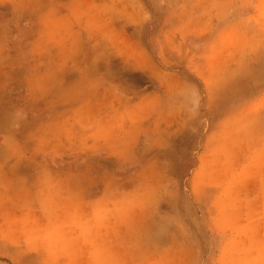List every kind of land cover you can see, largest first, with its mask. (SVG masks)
Here are the masks:
<instances>
[{"label": "rangeland", "instance_id": "374dc122", "mask_svg": "<svg viewBox=\"0 0 264 264\" xmlns=\"http://www.w3.org/2000/svg\"><path fill=\"white\" fill-rule=\"evenodd\" d=\"M0 264H264V0H0Z\"/></svg>", "mask_w": 264, "mask_h": 264}, {"label": "bare ground", "instance_id": "6f19581e", "mask_svg": "<svg viewBox=\"0 0 264 264\" xmlns=\"http://www.w3.org/2000/svg\"><path fill=\"white\" fill-rule=\"evenodd\" d=\"M232 232V231H231ZM150 237V236H149ZM168 245H174V241L171 240V241H168ZM150 246V245H149ZM167 247V246H166ZM27 260V259H26Z\"/></svg>", "mask_w": 264, "mask_h": 264}]
</instances>
